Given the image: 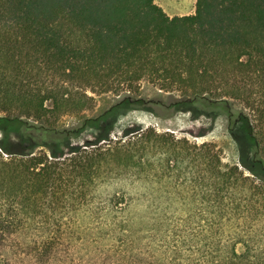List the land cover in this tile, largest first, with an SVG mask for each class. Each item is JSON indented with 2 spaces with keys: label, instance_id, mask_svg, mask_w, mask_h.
Listing matches in <instances>:
<instances>
[{
  "label": "trees",
  "instance_id": "16d2710c",
  "mask_svg": "<svg viewBox=\"0 0 264 264\" xmlns=\"http://www.w3.org/2000/svg\"><path fill=\"white\" fill-rule=\"evenodd\" d=\"M143 82L172 111L225 113L239 164L153 127L72 145L154 112ZM0 264H264V0H0Z\"/></svg>",
  "mask_w": 264,
  "mask_h": 264
},
{
  "label": "rangeland",
  "instance_id": "374dc122",
  "mask_svg": "<svg viewBox=\"0 0 264 264\" xmlns=\"http://www.w3.org/2000/svg\"><path fill=\"white\" fill-rule=\"evenodd\" d=\"M166 14L169 16H182L194 13L196 0H154ZM135 97L143 98V105L150 106L154 112L143 109H131L118 114L116 120L112 123L110 120L101 124L97 129L92 126H86L82 132L75 138H72L73 146H83L86 141H95L102 135L110 131V138L116 140L126 138L135 134L133 131L124 135L126 130L132 131L133 128L141 129L153 127L159 133H172L175 137L187 139L189 143L201 144L203 142H212L215 149L220 154L222 163H238L237 142L231 136L229 130L230 124L225 113L216 117L206 115H197L193 111H172L167 108L171 98L166 92H161L156 87L143 82L139 91L133 94ZM118 99V96L112 94L96 95V101L93 105L82 113H67L62 115L56 122L58 127H72L79 123L82 117H93L102 113L112 103ZM242 108L241 104H236L234 109ZM237 132V131H236ZM65 151L68 148L63 146ZM55 151V150H52ZM243 171L253 176L247 169L239 165ZM242 250L241 244L237 247Z\"/></svg>",
  "mask_w": 264,
  "mask_h": 264
},
{
  "label": "water",
  "instance_id": "95a60500",
  "mask_svg": "<svg viewBox=\"0 0 264 264\" xmlns=\"http://www.w3.org/2000/svg\"><path fill=\"white\" fill-rule=\"evenodd\" d=\"M131 130H132V131L126 130V131L124 132V135H127L128 133L133 132V131H137L135 128H133V129H131Z\"/></svg>",
  "mask_w": 264,
  "mask_h": 264
}]
</instances>
